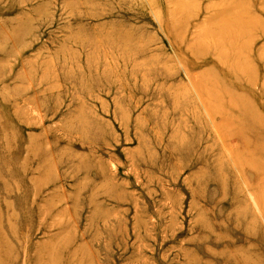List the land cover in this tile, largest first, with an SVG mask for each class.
I'll return each mask as SVG.
<instances>
[{
  "label": "rangeland",
  "instance_id": "obj_1",
  "mask_svg": "<svg viewBox=\"0 0 264 264\" xmlns=\"http://www.w3.org/2000/svg\"><path fill=\"white\" fill-rule=\"evenodd\" d=\"M263 4L0 0V264H264Z\"/></svg>",
  "mask_w": 264,
  "mask_h": 264
},
{
  "label": "bare ground",
  "instance_id": "obj_2",
  "mask_svg": "<svg viewBox=\"0 0 264 264\" xmlns=\"http://www.w3.org/2000/svg\"><path fill=\"white\" fill-rule=\"evenodd\" d=\"M261 9L263 10L264 13V4L261 7ZM253 21H247L245 24L242 22L239 23V29L241 34L243 35L244 38L247 39V41L245 43L240 42L237 45V50L241 51H245L246 54L248 53L250 56H256L257 61H262V59L264 58V44L261 45V47H259V49L257 50L256 54H255V47H256V43L259 42L258 40H263L264 39V29L259 30L257 33L258 38L256 39H251L253 38L252 36L255 35L256 31L255 30V24H257L259 22L258 19H252ZM241 53V52H239ZM238 53V54H239ZM237 54V56H238ZM245 61H242L241 59L237 58V60H235L232 69L234 68H238L241 69V67H243L244 63L247 62L248 65H250V63L247 60V57H245ZM262 64V62H261Z\"/></svg>",
  "mask_w": 264,
  "mask_h": 264
}]
</instances>
